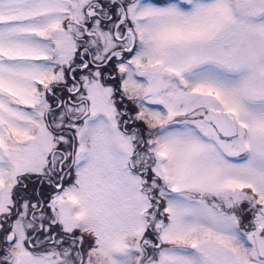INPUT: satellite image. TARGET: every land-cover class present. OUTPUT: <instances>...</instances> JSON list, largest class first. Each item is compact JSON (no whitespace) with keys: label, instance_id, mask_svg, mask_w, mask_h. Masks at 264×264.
Listing matches in <instances>:
<instances>
[{"label":"snow or ice","instance_id":"6c2138e0","mask_svg":"<svg viewBox=\"0 0 264 264\" xmlns=\"http://www.w3.org/2000/svg\"><path fill=\"white\" fill-rule=\"evenodd\" d=\"M0 264H264V0H0Z\"/></svg>","mask_w":264,"mask_h":264}]
</instances>
